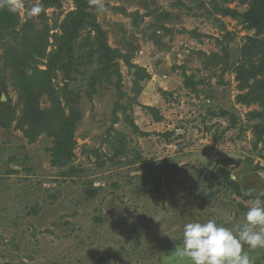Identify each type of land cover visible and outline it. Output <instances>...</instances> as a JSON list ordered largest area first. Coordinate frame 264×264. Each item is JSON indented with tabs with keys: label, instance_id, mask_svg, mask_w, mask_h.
I'll list each match as a JSON object with an SVG mask.
<instances>
[{
	"label": "rangeland",
	"instance_id": "374dc122",
	"mask_svg": "<svg viewBox=\"0 0 264 264\" xmlns=\"http://www.w3.org/2000/svg\"><path fill=\"white\" fill-rule=\"evenodd\" d=\"M44 1L24 0L0 28V264H189L184 224L232 227L264 199V31L215 10L243 15L250 1L103 0L98 12L82 0L73 64L51 58L79 6ZM95 27L117 72L96 73L87 94ZM214 54L230 68L209 64ZM51 94L79 114L69 154L35 119ZM250 255L264 264V249Z\"/></svg>",
	"mask_w": 264,
	"mask_h": 264
},
{
	"label": "trees",
	"instance_id": "16d2710c",
	"mask_svg": "<svg viewBox=\"0 0 264 264\" xmlns=\"http://www.w3.org/2000/svg\"><path fill=\"white\" fill-rule=\"evenodd\" d=\"M51 0H45L44 2H49ZM81 1V2H80ZM249 9L246 13L243 15H240L236 9H230L229 7H224V5H220L215 9L218 13L222 14L223 16H231L233 18H237L239 16L244 17V21H249L250 25L248 27H256L258 32L264 31V0H249ZM77 5V12L73 15V19L69 20L71 25L67 27L66 30H64V36L62 35L60 38V43L58 46V51L56 52V55L51 58V63H72L73 57L69 52V45L72 43L73 39H75V34H77V30L84 24V18L82 17L85 5L82 3V0H76ZM216 6V5H215ZM6 17L4 19H0V28L3 27V25H8V28H12L15 24L13 23L12 17L9 15V11L6 8H0V16ZM70 30V31H69ZM95 31L98 34V47L96 49H91L90 53L88 54V60L90 58V62H94L97 66L96 69L91 74V77H89L88 87L86 88L87 94H92L95 92V85L98 83V77L97 74L101 75L103 78L105 75H107V80L110 77L111 73L117 72V64L114 63V58L116 55V51L112 50L108 47L105 41V33L101 31L98 27H95ZM230 35L229 33H227ZM1 35V34H0ZM61 57L60 62L58 59ZM81 59V57H79ZM79 59V60H80ZM227 59L225 57H222L221 55L214 54L211 56V64L212 66H216L217 63H221V71L225 72L230 68V65L226 63ZM82 62V61H81ZM83 63V62H82ZM78 63V64H82ZM73 64V63H72ZM263 65V66H262ZM261 67H263L262 72L264 71V64L262 63ZM242 71H246L244 69H241ZM252 74L251 71L249 73ZM117 76H119L117 74ZM52 98L51 101V109L44 114L40 112H35L36 116L40 118H35L37 121H40L41 118L44 119L45 122V129L51 134H54L56 137V150L59 153H68L71 149V130L72 126L76 122V120L79 118V114L76 112L71 111V113L68 116H65L62 108L59 106V101L56 96L53 94L50 95ZM28 104L31 109L34 111L38 110L37 108H33V106H36V103L33 100L28 101ZM4 105V104H2ZM5 109V106H4ZM3 118H5L4 115H2ZM0 124H3V119H0ZM256 130L259 135H261L264 132V126H258L256 127ZM66 157V156H64ZM66 158L63 162L60 164H65ZM62 166V165H59ZM165 172V167H161L160 170L157 172V177L155 180H152L150 183H147L148 186L151 187V189H159L161 187V178L162 175ZM68 174H72V169L69 171ZM92 192H89V194L94 195L96 192V188L92 189Z\"/></svg>",
	"mask_w": 264,
	"mask_h": 264
},
{
	"label": "clouds",
	"instance_id": "9594fccd",
	"mask_svg": "<svg viewBox=\"0 0 264 264\" xmlns=\"http://www.w3.org/2000/svg\"><path fill=\"white\" fill-rule=\"evenodd\" d=\"M89 3L98 12H106L103 0H89ZM24 7V0H0V8L12 13ZM41 11L42 6L34 4L28 9V15L38 16ZM256 249H264V199L260 197L252 200L243 223L232 227L214 218L184 224L177 254L189 264H255L250 252Z\"/></svg>",
	"mask_w": 264,
	"mask_h": 264
},
{
	"label": "water",
	"instance_id": "95a60500",
	"mask_svg": "<svg viewBox=\"0 0 264 264\" xmlns=\"http://www.w3.org/2000/svg\"><path fill=\"white\" fill-rule=\"evenodd\" d=\"M1 98H3V97L1 96Z\"/></svg>",
	"mask_w": 264,
	"mask_h": 264
}]
</instances>
